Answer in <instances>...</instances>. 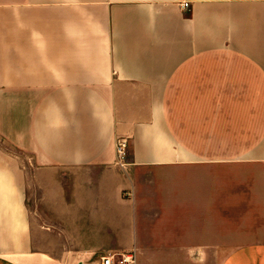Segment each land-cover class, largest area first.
<instances>
[{"label": "crops", "instance_id": "1", "mask_svg": "<svg viewBox=\"0 0 264 264\" xmlns=\"http://www.w3.org/2000/svg\"><path fill=\"white\" fill-rule=\"evenodd\" d=\"M247 167L264 0H0V264H205L216 174ZM219 264H264V244Z\"/></svg>", "mask_w": 264, "mask_h": 264}, {"label": "rangeland", "instance_id": "2", "mask_svg": "<svg viewBox=\"0 0 264 264\" xmlns=\"http://www.w3.org/2000/svg\"><path fill=\"white\" fill-rule=\"evenodd\" d=\"M122 143L125 145V156L123 161L119 159V165L131 158L130 143L127 140ZM122 143H118V147ZM126 168L123 167L122 169L121 167V176L126 175ZM226 173L228 174L223 172L216 174L217 215L215 217L213 215L212 224L214 226L215 244L205 245V264L223 262L227 255L237 247L250 243L264 244V167L262 169H255L254 167H247L243 170L233 169ZM56 175L61 183H69L73 177L70 172L65 173L64 171H58ZM165 181L167 183L162 181L163 186H160L164 189V193L168 190H176L182 184L175 175ZM154 185L159 186L157 183ZM122 194L123 198H128V189H125ZM94 196L96 198L97 194ZM204 225L209 226L210 222H204ZM204 231H207L205 238L209 236V240H205V242H210L211 229ZM102 255L104 254L100 256ZM100 256L95 255L91 262L98 264Z\"/></svg>", "mask_w": 264, "mask_h": 264}, {"label": "built area", "instance_id": "3", "mask_svg": "<svg viewBox=\"0 0 264 264\" xmlns=\"http://www.w3.org/2000/svg\"><path fill=\"white\" fill-rule=\"evenodd\" d=\"M184 10L189 9V4L184 3L182 5ZM125 145L122 143L119 145L117 152L119 159L123 161L125 152ZM98 264H137L136 253L127 251L126 253L109 252L99 257Z\"/></svg>", "mask_w": 264, "mask_h": 264}]
</instances>
